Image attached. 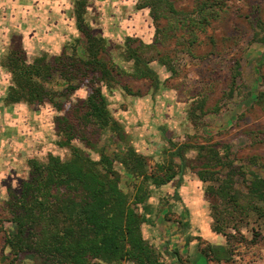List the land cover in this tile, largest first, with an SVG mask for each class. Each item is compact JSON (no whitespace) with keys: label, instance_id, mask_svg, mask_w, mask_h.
Masks as SVG:
<instances>
[{"label":"trees","instance_id":"1","mask_svg":"<svg viewBox=\"0 0 264 264\" xmlns=\"http://www.w3.org/2000/svg\"><path fill=\"white\" fill-rule=\"evenodd\" d=\"M137 2L138 8L150 9L149 14L156 24L155 37L152 43L140 41L138 46H133L135 41H139L138 38L128 37L125 56L128 61H133L132 74L137 78H150L156 87L160 79L151 62H161L173 74L177 69L162 56L159 59L145 57L146 50L143 48L156 49L161 42L160 35L167 37L169 30L176 31L178 27L186 31H192L195 27L205 29L213 19L219 17L226 4L225 0H198L195 9L187 12L177 9L171 0ZM87 6L88 0H77L76 20L82 36L76 40L78 43L72 44L74 54L66 55L64 51L50 60H47L48 54H42L35 57L32 63L27 62L26 54L18 48L11 49L5 56L3 67L13 75L6 101L39 105L48 102L61 110L64 107L56 97L62 94L73 109L69 115L58 118L62 134L60 145L69 147L71 156L62 159L49 153L45 162L30 160L29 178L22 182L21 191L13 196L17 228L9 235L8 243L15 256L28 254L34 257L39 254L51 264H120L124 260L133 264H164L159 251L144 237L142 225L148 221L147 215L151 211L146 206V212H143L140 203L146 199L150 184L160 185L171 180L176 168L170 164H160L151 171L146 156L127 143L124 128L113 117L109 95L118 86L128 94L137 93L120 85L116 77L118 72L115 73L117 64L106 57L110 54L108 39L93 29L87 17ZM162 18L167 19L166 26H160ZM254 27L252 41L264 43V19L259 14L254 16ZM81 40L86 41L83 57L78 54ZM187 50L191 55V48L187 47ZM241 67L242 57L239 56L232 63L231 80L225 97L233 98L241 93ZM54 71L67 82L62 91L45 86ZM82 86L87 87V96L77 98L72 105L71 95ZM207 103L206 91L190 97L187 119L194 130L207 125L208 113L220 114L223 109L220 103L212 107H207ZM255 103L264 110V90L258 93ZM105 130H113L121 146L126 149L119 148L108 153L102 147L97 150L99 159H95L88 148H97L96 135ZM257 133L247 132L252 141L260 138ZM75 139H79L85 147L77 145ZM204 139L203 143L195 145L184 142L179 145L178 152L182 156L181 151L189 147L198 149V174L203 181L211 182L206 186V193L213 197L211 208L215 221L212 229L227 239L226 244L212 243L201 252L207 260L210 256L216 261L229 260L233 249L228 247V243L236 237L235 234L238 233L241 240L248 241L241 232L242 226L253 223L254 237L251 242H257L262 235L264 177L248 170L247 165L237 163L230 143L210 142V135ZM116 161L123 163L132 177L143 178L135 184L137 192L134 195L128 194L120 186L122 173L116 167ZM248 162L264 167V161L258 155L249 157Z\"/></svg>","mask_w":264,"mask_h":264},{"label":"rangeland","instance_id":"2","mask_svg":"<svg viewBox=\"0 0 264 264\" xmlns=\"http://www.w3.org/2000/svg\"><path fill=\"white\" fill-rule=\"evenodd\" d=\"M171 1L177 9L187 12H192L198 3V0ZM225 2L219 17L213 19L205 29L195 27L192 31H186L184 28L178 27L176 31L169 30L167 37L160 35L161 42L158 43L156 49L143 48L146 50L144 55L145 57L153 56L156 59L162 56L169 60L168 64L176 67L177 72L172 74L168 80L176 86L181 97H185L186 102L188 101L187 105H189L190 97L206 91L208 95L207 107H212L217 103L223 106L220 114L208 113L206 115L207 125L200 130H194L188 123L189 133H185V138L201 142L205 140L204 137L210 135L212 136L210 142H228L232 145L237 163L247 165L248 170H253L264 177L263 166L252 165L248 162L249 157L254 155L262 157V161H264V110L255 103L258 93L264 90L262 76V74L264 75V43L252 41L255 31L254 16L259 14L264 19V0H225ZM122 11L124 10L122 9ZM87 12L89 21L96 18L97 14L93 9H89ZM98 21H95L94 24L92 22V24L94 30L102 34V29H106L108 26L102 24V20ZM167 23V19L162 18L160 26H166ZM154 27L156 29L155 23ZM173 32L175 34L172 35ZM23 35L24 32L21 28H12L5 36L3 50H0V264H51L48 259L39 254L34 257L28 254L18 257L11 251L8 237L17 228L13 196L21 191L22 182L29 178L31 159L45 162L49 153L59 155L62 159H68L71 156L69 147L60 145L62 134L58 127V118L62 115H69L73 109L62 94L56 97L60 101V105L64 107L61 110L48 102L39 105L17 101L11 104L5 100L13 75L3 67V63L11 49L18 48L25 53L28 63H32L35 57L42 54H48L47 60L61 54H50L44 50L38 53H28V49L23 43ZM193 37L196 38L191 43ZM72 43L78 42L72 41ZM72 43H69L70 47H68L66 55L74 54ZM81 43L85 48L86 41L81 40ZM124 44L123 39L108 40L110 54L106 57L112 63L117 64L115 73L118 72L116 77L121 83L120 85H125L132 91L136 88L145 90L151 79L137 78L132 74L131 63L125 56ZM139 44L140 41H135L133 46ZM187 47L191 48V55L188 53ZM78 54L83 57L85 52L82 50ZM239 56L242 57V75L239 81L243 87L239 95L228 98L224 96V93L231 80V66ZM160 63L154 60L151 65L161 73L164 71L161 70L163 68ZM66 83L55 71L50 81H47L46 84L44 82L48 89L57 91H62L66 87ZM116 90L122 89L118 86L114 89V91ZM87 94L86 86L79 88L71 95L72 105L74 100L79 97L85 98ZM63 101H65L64 105ZM55 102L59 105V102ZM111 104L110 102L113 117L118 125L122 126V121L114 114L116 110L112 109ZM241 114L242 116H240ZM248 131H257V137L260 136V138L252 141L247 134ZM179 134L183 133L177 135ZM96 139L97 148H88L95 159H99L100 153L97 150L102 147H105L108 153H113L119 148L124 150L113 130L100 131L96 135ZM183 139V136H176V141ZM74 142L85 147L79 139H75ZM209 183L211 182L209 181ZM121 184L128 193H131L129 186L132 184L123 179ZM240 186L244 187L241 183ZM130 198L132 199V196ZM212 201L213 197L206 193V203L210 210L208 215L211 216L208 222L213 226L215 219L213 208H211ZM252 226L253 223H250L249 226L241 227V232L248 239L247 242L241 240L240 235L231 230L236 233V237H233L228 243V247L233 249L229 260L216 261L212 256L207 260L204 254L199 252L212 243H227L226 237L216 233L213 229L208 234H204L205 229L200 227L191 229L192 238L187 239L188 244L176 242L175 246L174 244L155 242V240L151 244L159 251L164 264H264V226L260 227L262 235L259 240L251 242L254 237ZM192 240H197V242L193 243ZM175 256L177 257L176 263ZM94 264L106 263L96 262ZM120 264L133 263L124 260Z\"/></svg>","mask_w":264,"mask_h":264},{"label":"crops","instance_id":"3","mask_svg":"<svg viewBox=\"0 0 264 264\" xmlns=\"http://www.w3.org/2000/svg\"><path fill=\"white\" fill-rule=\"evenodd\" d=\"M137 1L88 0L87 10L93 9L97 14L96 18L90 20L92 27L95 21L102 20V24L108 26L102 29V34L109 41L123 39L125 43L128 37H135L139 41L152 43L155 37L153 20L149 9L138 8ZM76 4L77 0H0V50L4 48L8 31L21 28L28 53L44 50L50 54H62L68 51L69 43L81 37L76 20ZM82 50L85 52L81 44L78 53ZM129 61L130 69L134 71L133 61ZM160 64L164 72L156 71L160 79L158 87L151 81L145 90L134 89L137 94L116 90L109 97L112 109L116 110L114 114L122 121L127 143L146 156L150 170H156L155 167H160V164H170L176 168L171 180L160 185L150 184L146 199L140 203L143 212H146V206L151 211L147 215L148 221L142 225L147 241L176 246V242L188 244L187 239L192 238L191 229L196 227L205 229L204 234L211 233L212 225L208 222L211 216L208 215L210 210L206 203L209 181H203L198 174L200 166L196 163L199 160L196 147L181 151L182 156L178 152L179 145L184 142L195 145L204 141L185 138V133H189L188 101L168 80L172 71ZM178 133H183L179 134L183 140L176 141ZM115 163L122 173V179L132 184L129 186L131 193L124 189L123 184L120 186L128 194L134 195L137 192L135 184L143 178L132 177L123 163ZM192 242L196 243L197 240ZM176 259L175 256V263Z\"/></svg>","mask_w":264,"mask_h":264}]
</instances>
